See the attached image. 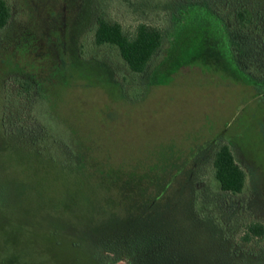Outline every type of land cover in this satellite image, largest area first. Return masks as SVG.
<instances>
[{"label": "rangeland", "instance_id": "rangeland-1", "mask_svg": "<svg viewBox=\"0 0 264 264\" xmlns=\"http://www.w3.org/2000/svg\"><path fill=\"white\" fill-rule=\"evenodd\" d=\"M5 1L0 264H264V240H243L249 223L264 225V97L230 72L214 26L192 40L200 54L179 50L144 86L115 48L93 45L94 21L164 29L176 0ZM215 2L253 10L243 65L261 79L264 0ZM16 79L34 86L30 98ZM3 118L41 128L23 143ZM224 145L246 176L240 194L214 176Z\"/></svg>", "mask_w": 264, "mask_h": 264}, {"label": "trees", "instance_id": "trees-1", "mask_svg": "<svg viewBox=\"0 0 264 264\" xmlns=\"http://www.w3.org/2000/svg\"><path fill=\"white\" fill-rule=\"evenodd\" d=\"M176 1V9L164 29L140 23L136 26L133 34H127L119 23L109 21L102 15L97 16L92 28L93 45L115 48L130 73L145 76V86L152 83L147 81L150 75L169 69L168 60L179 50L185 55L200 54L202 49L195 43L198 40L196 37L200 32L199 28H203V25L206 24L213 25L216 34L222 40L230 72L241 83L253 87L257 95L264 97V77L254 78L251 76L252 74L245 71L243 65V60L246 58L244 54L249 52L246 48L249 41L246 39L250 36L249 32L254 22L253 10L246 5H239L225 14L226 12H223L224 10L217 5L215 0ZM262 18L264 20V16ZM10 19L11 9L8 3L5 0H0V32L7 27ZM166 42L168 48L165 49L161 61L154 66V60L160 57ZM187 43L190 44V48L179 49ZM192 44L195 45L192 46ZM15 83L20 87L19 94L24 98H30L35 89L34 86L27 80L16 79ZM116 89L121 92L120 87H116ZM3 105L4 100L2 101ZM2 126L6 135L13 136L16 133L23 143L31 141L37 135L36 129L39 128L34 118H3ZM213 166L215 179L222 192L236 195L243 191L246 176L235 162L228 145L222 146L215 153ZM160 175L165 179L167 173L162 171ZM147 180L150 185L156 182L154 176L148 175ZM162 190L164 191L165 188L161 187L159 191ZM243 240L246 242L264 240V225L259 222L249 223L243 231Z\"/></svg>", "mask_w": 264, "mask_h": 264}, {"label": "flooded vegetation", "instance_id": "flooded-vegetation-1", "mask_svg": "<svg viewBox=\"0 0 264 264\" xmlns=\"http://www.w3.org/2000/svg\"><path fill=\"white\" fill-rule=\"evenodd\" d=\"M217 151H218V150H217ZM217 151H216V152H217ZM216 152H215V153H216ZM215 153H214V157H215Z\"/></svg>", "mask_w": 264, "mask_h": 264}]
</instances>
